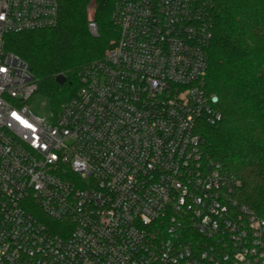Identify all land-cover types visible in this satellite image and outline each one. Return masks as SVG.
Returning a JSON list of instances; mask_svg holds the SVG:
<instances>
[{
  "label": "built area",
  "instance_id": "2783aa9c",
  "mask_svg": "<svg viewBox=\"0 0 264 264\" xmlns=\"http://www.w3.org/2000/svg\"><path fill=\"white\" fill-rule=\"evenodd\" d=\"M212 2L115 0L116 46L45 119L5 37L55 27L58 2L0 0V264H264V217L199 146L222 119L204 87Z\"/></svg>",
  "mask_w": 264,
  "mask_h": 264
},
{
  "label": "trees",
  "instance_id": "16d2710c",
  "mask_svg": "<svg viewBox=\"0 0 264 264\" xmlns=\"http://www.w3.org/2000/svg\"><path fill=\"white\" fill-rule=\"evenodd\" d=\"M55 27L5 37L6 49L29 66L53 112L78 88L77 72L100 58L118 36L115 0H57ZM204 87L219 97L222 119L199 126L204 159L221 163L242 186L237 199L264 217V0H213ZM89 15L97 34L89 30ZM59 74L66 81H55ZM49 227L57 222L45 219Z\"/></svg>",
  "mask_w": 264,
  "mask_h": 264
},
{
  "label": "rangeland",
  "instance_id": "374dc122",
  "mask_svg": "<svg viewBox=\"0 0 264 264\" xmlns=\"http://www.w3.org/2000/svg\"><path fill=\"white\" fill-rule=\"evenodd\" d=\"M115 46L116 43H113L108 46V49H112ZM27 106L32 113L45 119L50 118L53 114L50 99L38 91L29 99Z\"/></svg>",
  "mask_w": 264,
  "mask_h": 264
},
{
  "label": "water",
  "instance_id": "95a60500",
  "mask_svg": "<svg viewBox=\"0 0 264 264\" xmlns=\"http://www.w3.org/2000/svg\"><path fill=\"white\" fill-rule=\"evenodd\" d=\"M55 81H56L58 84L62 85V84L65 83L66 78H65L64 75L59 74V75H57V76L55 77Z\"/></svg>",
  "mask_w": 264,
  "mask_h": 264
}]
</instances>
